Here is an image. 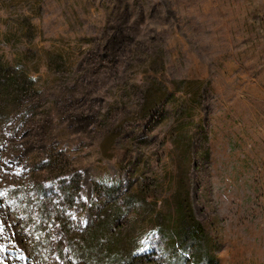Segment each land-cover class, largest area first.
I'll return each mask as SVG.
<instances>
[{"label": "rangeland", "instance_id": "obj_1", "mask_svg": "<svg viewBox=\"0 0 264 264\" xmlns=\"http://www.w3.org/2000/svg\"><path fill=\"white\" fill-rule=\"evenodd\" d=\"M0 54V264H264V0H0Z\"/></svg>", "mask_w": 264, "mask_h": 264}, {"label": "trees", "instance_id": "obj_2", "mask_svg": "<svg viewBox=\"0 0 264 264\" xmlns=\"http://www.w3.org/2000/svg\"><path fill=\"white\" fill-rule=\"evenodd\" d=\"M35 81L24 71H16L0 54V115L12 105L19 106L29 93L36 94ZM202 232V231H201ZM194 231V234H199ZM188 233L186 237L189 235ZM193 232L190 235H194ZM195 236V235H194ZM215 264L214 259L209 260ZM195 264V263H194ZM196 264H202L199 260Z\"/></svg>", "mask_w": 264, "mask_h": 264}]
</instances>
